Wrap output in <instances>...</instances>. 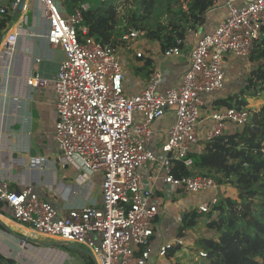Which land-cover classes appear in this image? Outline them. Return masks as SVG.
<instances>
[{"label": "built area", "instance_id": "built-area-1", "mask_svg": "<svg viewBox=\"0 0 264 264\" xmlns=\"http://www.w3.org/2000/svg\"><path fill=\"white\" fill-rule=\"evenodd\" d=\"M26 1L20 11L21 0L0 1V30L3 23L18 13L15 23L9 22L12 27L15 25V30L9 33L10 28L5 34L0 50L2 61L14 52L24 31L27 15L22 11ZM35 1L46 23L47 43L63 53L52 81L57 115L53 137L58 158L63 165L75 163L86 175L100 176L101 203L71 208L59 215L30 186L11 191L8 182L2 179L0 202L9 209L14 222L36 235L84 247L95 264H153V259L157 262L166 258L174 245H162L152 252L154 221L159 211L149 201L151 191H141V169L150 165L155 180L198 197L194 210L205 224L216 218L215 206L224 197L225 187L231 189L230 184H219L202 175L175 177L172 171L178 162L190 169V153L200 154L207 143L241 130L248 124L251 111H255L247 106L217 107L208 97L224 88L226 58L248 59L263 37L264 0H225L224 18L191 46L180 84L159 92L162 74L155 69L144 88L132 96L124 91L118 49L132 51L136 58H142L143 44L151 41L146 40L144 33L128 29L117 39L115 47L98 43L82 26V12L89 8L87 3L67 15L62 12L63 0ZM123 2L116 4L120 18ZM180 44L177 41L176 47L158 52L163 58L178 57ZM25 84L30 89H44L49 81L35 75L27 77ZM168 109L175 119L156 156L147 148L153 134L152 124ZM203 110L206 117L201 125ZM175 245L182 246L183 241L178 239ZM195 257L198 262L206 258V253L198 251Z\"/></svg>", "mask_w": 264, "mask_h": 264}, {"label": "crops", "instance_id": "crops-1", "mask_svg": "<svg viewBox=\"0 0 264 264\" xmlns=\"http://www.w3.org/2000/svg\"><path fill=\"white\" fill-rule=\"evenodd\" d=\"M224 1L217 0L207 11L203 27L187 35L178 57L163 58L158 52L160 51L158 43L152 41L143 44L145 50L142 58H136L132 51L120 50L125 93L132 96L142 90L148 82L151 71L155 69L162 74L159 92L177 87L186 70L191 46L198 38L213 31L217 23L224 18ZM26 2L25 10L22 11L27 15V23L23 26L24 31L18 37L14 52L5 60H0V179L8 182L11 191L30 186L33 192L47 201L59 215H64L71 208L99 206L101 203L100 176L86 175L75 163L63 165L58 158L59 152L53 137L57 115L54 109L55 95L52 81L57 75L63 53L59 48H51L44 37L47 28L40 15V5L35 0ZM62 12L69 14L65 6ZM17 17L18 13L11 17L8 23L2 24L0 50L6 38V32L10 28L9 33L15 30V25L14 27L11 25L15 23ZM149 49L152 51L150 52ZM253 68L254 64L248 59L228 56L223 66L224 88L208 97L209 100L215 102L239 95L245 86V83L242 84L240 80L248 79ZM35 75L49 81L46 88L30 89L26 86V78ZM241 97H246V93H243ZM205 117L206 110H203L201 125ZM174 119L173 111L168 109L163 117L152 124L153 134L147 148L154 155L160 154V146ZM138 120L139 118L136 117V122ZM141 175L143 177L141 191L143 193L151 191L149 201L159 211L154 221L153 254L162 245L170 244L176 247L178 245H175V242L178 239L183 241V245L178 246L179 250L171 258L166 257L157 262L153 259V264H184V260L188 258L195 261L196 254L192 253V247L204 233L208 232L187 230L183 232V236L178 237L177 230L181 218L186 212L194 209V205L199 200L198 197H189L161 180H155L153 178L155 173L150 165L141 169ZM189 198L194 200L189 201ZM173 203L176 205V218H178L176 226L169 222L171 218L169 209L172 208ZM0 222L4 225L11 223L17 226L21 230L16 229L20 234L26 232L29 235H36L27 227L14 222L9 209L1 202ZM164 223L168 225L167 230L164 229ZM71 248L76 247L71 246ZM82 252L88 255L85 251Z\"/></svg>", "mask_w": 264, "mask_h": 264}, {"label": "trees", "instance_id": "trees-1", "mask_svg": "<svg viewBox=\"0 0 264 264\" xmlns=\"http://www.w3.org/2000/svg\"><path fill=\"white\" fill-rule=\"evenodd\" d=\"M119 1L128 3L126 18H120L117 13ZM215 1L63 0V5L69 14L80 4L89 5L82 12V26L98 43H110L115 47L117 39L132 29L144 33L146 39L157 42L164 51L176 47L177 41L181 43L180 49L183 48L188 33L203 27L206 13ZM80 37L79 32V40ZM248 60L254 68L244 89L239 95L215 101L217 107H246L248 98L264 92V37L257 41ZM243 93L248 94L241 97ZM188 156L192 160L191 168L176 163L172 171L175 177L202 175L219 184L229 183L237 191L239 201L221 197L215 206L218 215L208 224L194 209L186 212L180 220L177 236H183L187 230L212 234L200 237L193 246L206 253L203 263L199 264H264V105L251 111L248 124L241 130L207 143L200 154ZM0 230L16 232L2 222ZM61 247L68 248L65 244ZM178 250V246H172L166 257L171 258ZM81 258L85 264H95L84 252ZM0 264H15V261L0 254Z\"/></svg>", "mask_w": 264, "mask_h": 264}, {"label": "rangeland", "instance_id": "rangeland-1", "mask_svg": "<svg viewBox=\"0 0 264 264\" xmlns=\"http://www.w3.org/2000/svg\"><path fill=\"white\" fill-rule=\"evenodd\" d=\"M0 1H4V0H0ZM55 2L57 3V0H55ZM121 7H122L121 15L123 18L124 17L126 18L128 3L124 1ZM188 34L191 35L192 33L189 32ZM142 40H144V38L140 39V41ZM119 47L124 48L125 46H119ZM118 50L120 51L122 49H118ZM120 57H122V54H120ZM240 81L243 82V83L242 82L240 83L244 84L246 80L242 79ZM247 94L248 93H246V95ZM263 105H264V92H261L260 96L250 97L247 99L248 108L258 110ZM225 188H226V191H224V197L225 196L231 197L232 199L236 200L237 191L232 186H231V189L229 186ZM190 196L191 195H189V197ZM192 199L189 198V201L194 200ZM175 209H176V205L175 203H173L172 208L169 209V211L171 212V218L169 219V222L176 226L177 225L176 220L178 221V218H176L177 212ZM5 225L7 227H12L15 230L19 229L17 226L11 223H7ZM164 229L165 230L168 229V225L166 223H164ZM211 235L212 234L208 232V233H204V235L202 236L208 237ZM18 236H21L23 238H19ZM27 240L34 241L37 244L36 245L32 244L28 242ZM22 242H24V246ZM62 244L63 242H61L60 240L56 238L44 236V235H29V233H26V232H23V234H20L17 230L15 233H8V232H3L0 230V254H2L6 258L13 259L16 264H85L84 260L81 258L82 251H85L84 247L75 246L76 248L72 249L70 246H73V245L65 244L66 246H68V248H62L61 247ZM197 252H198V249H195L193 247L192 253L197 254ZM184 261H185L184 264H199L200 262L203 263V260H199L198 262H195L194 259H191V258H188Z\"/></svg>", "mask_w": 264, "mask_h": 264}, {"label": "water", "instance_id": "water-1", "mask_svg": "<svg viewBox=\"0 0 264 264\" xmlns=\"http://www.w3.org/2000/svg\"><path fill=\"white\" fill-rule=\"evenodd\" d=\"M24 2H25V0H21V3L18 7V11H20L23 8ZM86 253L88 254V252H86Z\"/></svg>", "mask_w": 264, "mask_h": 264}]
</instances>
